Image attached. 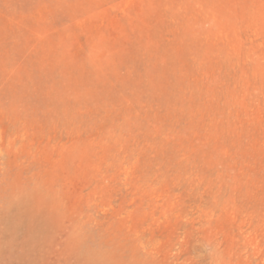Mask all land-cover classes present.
Masks as SVG:
<instances>
[{
    "label": "rangeland",
    "instance_id": "374dc122",
    "mask_svg": "<svg viewBox=\"0 0 264 264\" xmlns=\"http://www.w3.org/2000/svg\"><path fill=\"white\" fill-rule=\"evenodd\" d=\"M0 264H264V0H0Z\"/></svg>",
    "mask_w": 264,
    "mask_h": 264
}]
</instances>
